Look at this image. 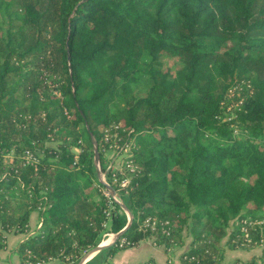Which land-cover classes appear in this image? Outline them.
Returning <instances> with one entry per match:
<instances>
[{
  "label": "trees",
  "instance_id": "1",
  "mask_svg": "<svg viewBox=\"0 0 264 264\" xmlns=\"http://www.w3.org/2000/svg\"><path fill=\"white\" fill-rule=\"evenodd\" d=\"M14 4L20 24L0 36V249L6 233L29 229L32 212L40 226L18 244L19 264H77L126 226L117 210L106 217L86 128L100 145L102 129L120 122L142 169L128 194L132 222L110 252L121 238L123 248L146 238L138 224L156 217L172 226L157 235L166 251L183 243V230L190 235L182 264H220L229 222L264 220V0ZM167 59H176L173 74L162 68ZM43 72L59 77L60 98ZM138 75L148 83L143 96L132 91ZM236 77L243 98L225 120ZM233 224L230 249L243 240ZM249 232L261 254L242 264H264V221Z\"/></svg>",
  "mask_w": 264,
  "mask_h": 264
},
{
  "label": "rangeland",
  "instance_id": "2",
  "mask_svg": "<svg viewBox=\"0 0 264 264\" xmlns=\"http://www.w3.org/2000/svg\"><path fill=\"white\" fill-rule=\"evenodd\" d=\"M7 5H1L0 7V36H3L8 28L14 29L17 24H20L18 14L15 12V4L14 0H4ZM176 59H167L163 63V70H169L170 73H174L176 69ZM43 78H44V83L49 89H53V93L57 95V97H61V92H60V84L61 82L59 81V77H53L50 78L46 73L43 72ZM235 82L240 83V85H236L237 83L234 82V84L231 86L229 89V93H227V99L229 101L228 103V108H226L225 111L226 113H223V118L225 120H229L231 118H234L235 116L233 115L235 112V109H238V104L240 103V99L243 98V91L241 84L242 82L240 81L239 78L234 79ZM132 85V91L136 96H143L147 90V80L145 77L138 75L136 77V80L131 83ZM237 99V101H236ZM231 107V109H230ZM67 112L68 109L64 107ZM230 109V110H229ZM239 110V109H238ZM68 117L72 118L70 114ZM120 128H122V124L120 122H112L108 126H105L102 129V138H101V143L98 145V168L96 165H94V171L96 173L97 179H98V169L101 174V178L104 182L108 183L110 186H112L113 190L119 195V202L121 204H124L128 207V194L133 190L134 185L131 184V181L135 175V173L139 170L142 169L141 165L136 163L135 159V153L134 147L137 148L134 144L135 141L134 139H126L125 136H123L120 132ZM168 133H171L170 130H168ZM156 134V132H155ZM239 131L237 129H234V135L235 137L240 136ZM73 136V135H72ZM125 138V139H124ZM49 141L47 142L50 145H54L56 141L55 135L51 134L49 136ZM53 140V141H52ZM86 137L85 135L77 140L78 144L85 145L86 144ZM80 146H73L71 149L73 152L76 154L79 153ZM93 150V163H94V147L92 146ZM25 155V152H24ZM23 155V156H24ZM101 156V158H100ZM12 154H6L4 156V159L6 162H12ZM99 180V179H98ZM102 195L105 196L106 198V217H110L112 215V212L114 210H117L119 214H124L128 220V215L127 213L123 210V208L119 205V203L116 201V199L113 197V194L106 188H99ZM118 206V207H117ZM256 219V225H261L262 222L264 221L263 219ZM253 219V220H255ZM110 220V218L108 219ZM158 221L156 217H147L143 219L141 222L138 224V229L143 232V233H148L146 234L147 237L144 239H150L152 242L156 244L157 242V235L158 233L162 234H169L170 231L172 230V226L169 223L168 220L161 221L160 222V227L155 225V222ZM109 224V222H107ZM233 224L232 221L229 222V226L227 227L226 231L227 234L226 236L221 240V245L223 247V252H225V249H230L228 245L226 244V240L231 234L232 226L230 224ZM236 224H233V228H235ZM39 227V226H38ZM106 235H108L106 237ZM112 234H104L103 239L110 241ZM105 237V238H104ZM109 237V239H108ZM182 238H183V243H179V239L176 238L174 239L175 245L170 247L169 250V256H172L174 252L179 251V250H185L189 242L191 241V237L188 234L187 230L182 231ZM19 244V243H18ZM14 247L13 251L16 252L17 246ZM158 244V243H157ZM156 244V245H157ZM6 245V243H5ZM11 245V243H10ZM234 249H242V250H250V249H257L258 251L261 249V246H257L253 243L247 242L245 240H242L241 242L237 243V247ZM85 253V252H84ZM83 253V254H84ZM19 256V255H18ZM255 257L254 255H251L250 259ZM256 258V257H255ZM248 258V260H250ZM220 264H229L228 259L223 258ZM231 264H239L236 263L235 261L232 262Z\"/></svg>",
  "mask_w": 264,
  "mask_h": 264
},
{
  "label": "crops",
  "instance_id": "3",
  "mask_svg": "<svg viewBox=\"0 0 264 264\" xmlns=\"http://www.w3.org/2000/svg\"><path fill=\"white\" fill-rule=\"evenodd\" d=\"M28 224L29 229L25 233H6V245L4 248L0 249V264H19L20 258L17 252H14L13 249L18 243L26 239L35 231V229L38 228V226H40V218L38 217L37 212L31 213ZM107 236L108 235H106V237ZM112 238L110 241L102 239L99 244L104 245V247L99 251L89 254L83 264H182L181 254L188 249L187 247L185 250L176 251L172 256H169V252L166 251L162 245H156L150 239H143L132 247L118 248L114 252H110L108 246H110L109 243L112 241ZM86 252H88V250ZM260 254L261 249L259 251L257 249H225L224 258L228 259L229 264L234 261L242 264L243 262L248 261V258L250 259L251 255L258 257ZM57 263V260H50L45 263L37 264Z\"/></svg>",
  "mask_w": 264,
  "mask_h": 264
},
{
  "label": "water",
  "instance_id": "4",
  "mask_svg": "<svg viewBox=\"0 0 264 264\" xmlns=\"http://www.w3.org/2000/svg\"><path fill=\"white\" fill-rule=\"evenodd\" d=\"M86 128H87V130H88V133H89V135H90L91 142H92L93 147H94V165H96L97 168H98V162H99V159H98V157H99V156H98V144H97V142H96V140H95L93 134L91 133V131H90L88 125H86ZM98 179H99V181L105 186V188L108 189V190L113 194V196H114V198L116 199V201L119 203V205L123 208V210H124V211L127 213V215H128V220H127V224H126V226H125L123 229H121L119 232H117V233L114 234V236H113V238H112V241L109 243V244L111 245L112 243H114V242L116 241L117 238H119V237L123 234V232H124V231L127 229V227L131 224V222H132V218H133V215H132V213L130 212V210L127 208L126 205L121 204V203L119 202V195L115 192V190H113V188H112L108 183H106V182H104V181L102 180V178H101V174H100V172H99V169H98ZM103 247H104V245H102V244H99V245H97V246H94L93 248H91L90 250H88V252L84 253V254L81 256V258L79 259V261L77 262V264H83L84 260L88 257L89 254H91V253H93V252H95V251H99V250H101Z\"/></svg>",
  "mask_w": 264,
  "mask_h": 264
},
{
  "label": "built area",
  "instance_id": "5",
  "mask_svg": "<svg viewBox=\"0 0 264 264\" xmlns=\"http://www.w3.org/2000/svg\"><path fill=\"white\" fill-rule=\"evenodd\" d=\"M229 93V91H228ZM65 113H67V111H65ZM23 158L25 159L26 163L32 164V165H36L37 164V159L32 155V153L30 152H26L25 155L23 156ZM114 197V196H113ZM256 220L251 219L250 217L247 218H241V219H237L235 221L236 226L239 227L240 225V231L242 233V238L243 240L253 243L255 244L256 242L252 239V237L250 236V232H249V228L253 227L256 225ZM156 225V222H155ZM129 244L128 240L126 238H121L118 242V248H123L125 246H127ZM150 264V263H149Z\"/></svg>",
  "mask_w": 264,
  "mask_h": 264
}]
</instances>
